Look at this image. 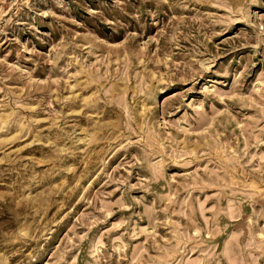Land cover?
<instances>
[{
  "label": "rangeland",
  "instance_id": "374dc122",
  "mask_svg": "<svg viewBox=\"0 0 264 264\" xmlns=\"http://www.w3.org/2000/svg\"><path fill=\"white\" fill-rule=\"evenodd\" d=\"M0 264H264V0H0Z\"/></svg>",
  "mask_w": 264,
  "mask_h": 264
}]
</instances>
